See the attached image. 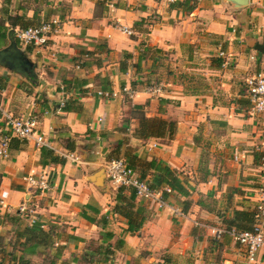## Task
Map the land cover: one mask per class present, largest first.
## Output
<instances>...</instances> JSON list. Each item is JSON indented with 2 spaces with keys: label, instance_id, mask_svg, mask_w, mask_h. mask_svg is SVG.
<instances>
[{
  "label": "crops",
  "instance_id": "0c3cea01",
  "mask_svg": "<svg viewBox=\"0 0 264 264\" xmlns=\"http://www.w3.org/2000/svg\"><path fill=\"white\" fill-rule=\"evenodd\" d=\"M20 1L0 0V16H24L0 50L12 31L33 76L0 64V136L2 113L30 116L49 148L10 138L8 156L0 159L1 264H9L13 241L1 217L22 203L32 211L23 224L33 217L59 235L56 264H248L231 238L214 240L192 222L225 227L234 211L253 212L263 186L264 116H247L245 91L247 79L264 73L263 0L239 7L195 0L190 12L169 9L182 0H31L28 8ZM49 20L58 29L41 53L18 43L17 30ZM151 83L159 95L145 92ZM141 118L174 122L172 137L137 138ZM254 153L262 159L254 161ZM111 159L124 160L147 184L152 160L177 172L189 195L170 192L164 200L179 211L187 201L184 217L133 195L127 213L142 224L127 231L128 221L112 207L116 196L125 205L133 193L118 194L101 175ZM28 175H45L48 189H29L22 181ZM105 246L113 251L109 259L91 257ZM30 260L40 264L42 257ZM254 264H264V250Z\"/></svg>",
  "mask_w": 264,
  "mask_h": 264
},
{
  "label": "built area",
  "instance_id": "2783aa9c",
  "mask_svg": "<svg viewBox=\"0 0 264 264\" xmlns=\"http://www.w3.org/2000/svg\"><path fill=\"white\" fill-rule=\"evenodd\" d=\"M167 3H172L174 0H165ZM262 13L264 15V0L261 3ZM58 29L56 20L42 21L35 26L19 29L15 32V38L22 46H30L35 54L41 53L47 46L48 39ZM120 32L131 36L132 32L128 28L120 27ZM223 57V53L218 54ZM246 96L248 106L246 114L249 117L264 116V73L256 74L245 81ZM145 92L150 95H159L161 88L158 85H149ZM104 96L113 97L114 94H104ZM63 105V102L60 103ZM2 119L6 129V134L0 136V159H5L8 156V146L10 138L18 140L31 141L36 147L49 148L45 139L37 133V121L34 117L18 118L10 114L2 113ZM64 159L71 158L69 155H62ZM103 172L106 180L111 188L129 189L133 195L141 200L151 203L157 209H167L173 217L183 218L184 213L174 208H169L164 200V194H169L171 191L167 187L154 189L143 181L132 168L128 167L122 159H111L103 164ZM23 183L33 190L39 192L48 189L47 178L45 175L38 177L25 176L22 178ZM0 204H2L0 202ZM19 216L26 217L31 214L24 203L20 204L16 211ZM253 224L249 231H236L234 229H225L224 227H211L201 222L194 220L192 225L196 228L209 232L214 240H219L224 235L228 236L236 244L244 248L245 256L248 264H254L256 253L264 250V182L259 189L255 199L253 209ZM36 222L35 218L28 220V225ZM42 228V225H40Z\"/></svg>",
  "mask_w": 264,
  "mask_h": 264
},
{
  "label": "trees",
  "instance_id": "16d2710c",
  "mask_svg": "<svg viewBox=\"0 0 264 264\" xmlns=\"http://www.w3.org/2000/svg\"><path fill=\"white\" fill-rule=\"evenodd\" d=\"M194 1L195 0H182L181 2H173L169 5V9H180L182 12H190L194 9ZM23 19L24 16H11L7 15L3 11L0 16V40L6 37L8 29H13L18 26ZM218 65H220V62ZM246 104L247 102L244 103V106ZM68 105V103H64L62 109L66 110ZM174 129L175 124L172 121L141 118L134 131V136L139 139H147L151 137L171 138L174 133ZM253 157L254 161L259 160L260 158L262 159L263 154L254 153ZM56 160L57 159L55 158L51 159L52 162H56ZM148 165L150 169L153 170L151 181L148 183L151 188L160 189L167 187L171 192H174L181 197H188L189 193L185 190L183 182L179 180L177 172L170 170L167 166L155 160L150 161ZM121 190L122 189H117V193L119 194ZM116 197V203L112 207V213L118 214L123 219L128 221L127 231H137L142 224L141 220L136 221L133 219L131 213H127L132 205L134 197L133 194L128 196L127 203L125 205L118 204L120 195ZM188 204L189 203L187 201L183 202V213H185ZM21 218L23 219L24 217L19 216L16 212H13L12 214H4L1 217V220L8 223L12 228L11 232L13 241L9 243V250L6 254L8 256V263L30 264V257L41 256L42 261L40 264H56L57 260L60 259L62 246L57 245L59 235L57 234L55 228L50 226L47 230H43L40 223L35 222L32 225L23 224ZM253 219V212L234 211L231 218L225 220L223 224L225 225V229L249 231L252 228ZM108 237L112 236L109 235ZM96 253L99 256L101 255L103 260H107L113 254V251L108 246H105L103 249L99 247L96 252L90 254L91 257H93V255L95 256Z\"/></svg>",
  "mask_w": 264,
  "mask_h": 264
},
{
  "label": "water",
  "instance_id": "95a60500",
  "mask_svg": "<svg viewBox=\"0 0 264 264\" xmlns=\"http://www.w3.org/2000/svg\"><path fill=\"white\" fill-rule=\"evenodd\" d=\"M234 3L237 7L244 6L246 0H227ZM12 31L8 33L9 45L0 50V64H4L16 73L21 74L24 77L33 76L32 70L34 66H31L24 58L22 53L16 48L15 41L13 39ZM104 172L102 170L101 175Z\"/></svg>",
  "mask_w": 264,
  "mask_h": 264
},
{
  "label": "rangeland",
  "instance_id": "374dc122",
  "mask_svg": "<svg viewBox=\"0 0 264 264\" xmlns=\"http://www.w3.org/2000/svg\"><path fill=\"white\" fill-rule=\"evenodd\" d=\"M20 3H21V5H23V6H25V8H28L29 6H31L32 4V1L31 0H21L20 1ZM151 85H153V83H151ZM264 174V173H263ZM106 180V179H105ZM107 181V180H106ZM107 183H108V181H107ZM258 188L260 187H262V186H260V185H258L257 186Z\"/></svg>",
  "mask_w": 264,
  "mask_h": 264
}]
</instances>
